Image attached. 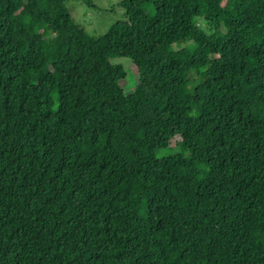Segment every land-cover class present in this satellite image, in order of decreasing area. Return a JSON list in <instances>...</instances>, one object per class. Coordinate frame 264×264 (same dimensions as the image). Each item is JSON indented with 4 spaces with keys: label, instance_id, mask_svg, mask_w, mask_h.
<instances>
[{
    "label": "trees",
    "instance_id": "obj_1",
    "mask_svg": "<svg viewBox=\"0 0 264 264\" xmlns=\"http://www.w3.org/2000/svg\"><path fill=\"white\" fill-rule=\"evenodd\" d=\"M120 5L0 0V264H264V0Z\"/></svg>",
    "mask_w": 264,
    "mask_h": 264
},
{
    "label": "rangeland",
    "instance_id": "obj_2",
    "mask_svg": "<svg viewBox=\"0 0 264 264\" xmlns=\"http://www.w3.org/2000/svg\"><path fill=\"white\" fill-rule=\"evenodd\" d=\"M68 15L72 22L80 26L85 33L93 38L104 35L114 22L124 21L123 10L121 8L122 0H65ZM200 19H197V24L200 30L193 35V40L186 39L184 41H177L172 43L173 50H180L183 48L192 49L194 43H200L205 40L204 32L211 34V30H205ZM199 68L202 69L205 62L202 59H197ZM111 63L119 64L125 72V77L119 82L120 88L124 93L132 91L137 80V71L134 64L129 58L114 57L110 59ZM204 62V63H203ZM177 143V142H176ZM183 150L181 144L171 146L168 149L160 150L156 157L160 158L165 155H171L175 152Z\"/></svg>",
    "mask_w": 264,
    "mask_h": 264
}]
</instances>
